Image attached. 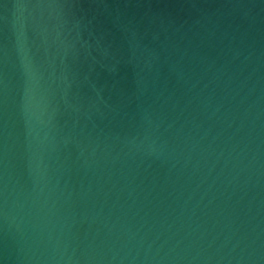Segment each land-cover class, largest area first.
I'll return each instance as SVG.
<instances>
[{"label":"water","instance_id":"water-1","mask_svg":"<svg viewBox=\"0 0 264 264\" xmlns=\"http://www.w3.org/2000/svg\"><path fill=\"white\" fill-rule=\"evenodd\" d=\"M0 264H264V0H0Z\"/></svg>","mask_w":264,"mask_h":264}]
</instances>
